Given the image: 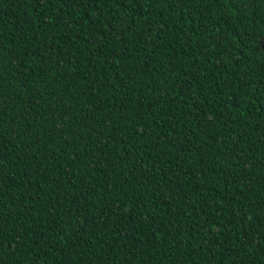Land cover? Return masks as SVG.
<instances>
[{
	"label": "trees",
	"instance_id": "trees-1",
	"mask_svg": "<svg viewBox=\"0 0 264 264\" xmlns=\"http://www.w3.org/2000/svg\"><path fill=\"white\" fill-rule=\"evenodd\" d=\"M264 0H0V264H264Z\"/></svg>",
	"mask_w": 264,
	"mask_h": 264
},
{
	"label": "snow or ice",
	"instance_id": "snow-or-ice-1",
	"mask_svg": "<svg viewBox=\"0 0 264 264\" xmlns=\"http://www.w3.org/2000/svg\"><path fill=\"white\" fill-rule=\"evenodd\" d=\"M36 2H37V3H39V2H40V0H36Z\"/></svg>",
	"mask_w": 264,
	"mask_h": 264
},
{
	"label": "water",
	"instance_id": "water-1",
	"mask_svg": "<svg viewBox=\"0 0 264 264\" xmlns=\"http://www.w3.org/2000/svg\"><path fill=\"white\" fill-rule=\"evenodd\" d=\"M262 54H263V57H264V52H262Z\"/></svg>",
	"mask_w": 264,
	"mask_h": 264
}]
</instances>
